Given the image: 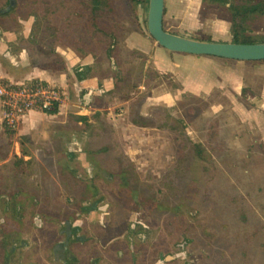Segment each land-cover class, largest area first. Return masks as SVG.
Returning a JSON list of instances; mask_svg holds the SVG:
<instances>
[{"label":"rangeland","instance_id":"obj_1","mask_svg":"<svg viewBox=\"0 0 264 264\" xmlns=\"http://www.w3.org/2000/svg\"><path fill=\"white\" fill-rule=\"evenodd\" d=\"M85 1L96 4L95 0ZM49 2L48 12L43 0H14L9 12L15 9L0 17V63L12 74L21 75L12 78L17 81L31 76L28 72L35 67L32 64L61 71V80L65 78L62 83L71 86L67 106L60 108L63 114L29 113L11 145L0 130V161H15L17 153L22 159L33 160L39 166L38 173L63 177L59 184L51 181L55 214L63 201L70 207L80 203L85 208L108 206L116 221L124 216L128 224L135 222L137 232L151 238L166 230L168 238L191 240L196 255L221 256L224 264H264V152L251 150L258 138L250 137L240 123L233 108L234 96L217 92L176 101L170 94L176 90L173 78L152 79L150 84L140 78L144 65L153 63L151 43L156 42L148 31L146 7L130 0L113 1L116 13L112 26L118 24L125 35L112 53L113 63H109L101 58L104 43L90 41L80 3ZM7 4L9 0H0V8ZM206 5L216 6L203 0L201 17L209 9ZM217 9L219 16L228 20L220 5ZM249 24L253 36H264V17L254 18ZM7 32L16 33L11 42L6 39L11 35ZM228 32L221 40L201 30H191L190 34L229 42L232 27ZM24 33L28 34L26 38ZM2 40L8 43L4 49ZM139 41L146 45L145 54L133 47ZM58 48L83 58L87 51L94 50V63L86 65L88 74H112L115 82L135 83L134 119L157 127L130 123L125 94H117L121 96L117 98L112 95L110 100L108 91L87 97V90H79L78 80L72 75L77 65L67 70ZM19 50L26 54L22 61H6L7 52ZM262 64L254 62L246 67ZM258 77L251 79L256 87L260 84ZM60 78L54 75L53 82ZM78 115L87 116L91 126L76 122ZM171 125H178L177 130L169 129ZM211 127L217 128L216 134L211 133ZM205 146L213 161L202 158L203 150L194 149ZM77 175H91V183L75 180ZM86 185L92 190L91 198L83 193Z\"/></svg>","mask_w":264,"mask_h":264},{"label":"flooded vegetation","instance_id":"obj_2","mask_svg":"<svg viewBox=\"0 0 264 264\" xmlns=\"http://www.w3.org/2000/svg\"><path fill=\"white\" fill-rule=\"evenodd\" d=\"M14 160L0 161V264H224L221 256L196 255L191 240L168 238L169 231L155 238L137 232L108 206L63 201L55 214L51 181L63 177L38 173L31 159ZM83 193L92 197L88 185Z\"/></svg>","mask_w":264,"mask_h":264},{"label":"crops","instance_id":"obj_3","mask_svg":"<svg viewBox=\"0 0 264 264\" xmlns=\"http://www.w3.org/2000/svg\"><path fill=\"white\" fill-rule=\"evenodd\" d=\"M201 6L202 0H165V13L163 20L165 29L177 34H184L188 37L191 30H201L206 34L213 35L216 38L218 37L219 40H221V37L227 36L229 33V27H232V25L230 21L219 16L217 6L210 5L206 7L209 9L206 11L204 17H201L200 15L201 12H204V10H201ZM27 24H29V22H27ZM9 34L11 35L6 39L11 42L12 39H15L14 36L16 33L13 32ZM27 36L28 34L24 33L23 37L26 38ZM1 42L2 49L7 47V42H4L3 40ZM229 42H232V38ZM151 44L153 67L161 73H169L174 82L180 85L179 88H176L175 86L176 90L170 93L171 98L180 101L182 97L184 98L185 96L208 97L217 92L230 98L234 96L233 108L240 123L246 128L250 137H257L264 140V64H262V66L250 68L249 66L246 67V65L252 64L250 62H244L247 64L243 66L240 64L243 62H237L238 60L225 61L212 56H195L185 53L171 52L156 42ZM144 46L146 45L141 41H139V43L135 42L133 45L134 49H138L139 47L142 54L147 52L144 49ZM58 49L57 53L62 51L66 59L67 70H71L77 65L76 69H74L75 72L72 71V75L78 80L77 83L79 85V90L84 92L87 90V97L90 95L98 96L102 94V92L108 91L109 95L107 96H109L108 98L110 100L109 91L114 89L115 85V78L113 75L111 74L110 77H98L93 73L92 75L88 74L87 67L84 69L87 64L94 63L95 60L92 54H85L86 57L84 58L75 57L72 53L64 51L61 48ZM5 57L8 58L6 61H11V63L15 64L17 61L20 62L21 58L23 59L26 57V54L24 53V50H19L18 53L11 51L7 52ZM25 59L30 58L27 57ZM32 66L35 67L28 72L31 76H25L23 78L39 77L45 80L54 81V75L60 78L59 74H62L59 70H44L42 66L35 64H32ZM0 69V74L6 78L12 79L13 77L18 78L21 76L14 75V73L12 74L10 70L2 67L1 63ZM77 70H79V74L77 73ZM32 72L35 73L31 74ZM36 73L41 74L37 75ZM254 76H259V87L254 86L253 82H251V79H253ZM62 79L65 80V78ZM63 80L60 78V80L56 82L62 83ZM63 83L69 88L71 87L69 83ZM244 88H247L245 96L242 94ZM117 97L121 96H114V98ZM124 100L129 103L130 107V101L126 99ZM215 102L217 103V101ZM246 102H251L253 104L248 105ZM66 106V103L63 104L61 109L63 107L65 109ZM219 106L220 104L218 107ZM60 114H63V112ZM23 126L24 123L22 124V127ZM0 130L4 132L3 136L5 137V134L11 133L4 131L1 125Z\"/></svg>","mask_w":264,"mask_h":264},{"label":"trees","instance_id":"obj_4","mask_svg":"<svg viewBox=\"0 0 264 264\" xmlns=\"http://www.w3.org/2000/svg\"><path fill=\"white\" fill-rule=\"evenodd\" d=\"M50 0H43L44 2V8L47 11L50 10ZM96 4L91 5L87 3L85 0H77L78 3L82 6L84 12L86 13V29L90 36L91 42H103L106 47L104 49L103 54L101 55V58H106L109 63L110 60L114 61V55L112 54L114 51H117V48L121 45L123 37H124V30L118 27V24L115 26H112L113 23V14L116 13V9L114 7V0H95ZM132 3L140 5L142 7H146V10L148 9V0H130ZM203 1V0H202ZM210 2H213V4H216V6L220 5V8H222V11H225V16L227 19L232 23V42L236 43H258V42H264V36H258V35H252L250 30V24L249 22L254 18H260L264 17V0H209ZM31 2V1H30ZM48 2V4H47ZM64 2V5H66V2ZM38 3V2H36ZM34 5L35 3H32ZM47 4V5H46ZM40 5H43V3H40ZM12 8V4H7L6 7ZM207 7L210 5H206ZM4 8V7H2ZM0 8V10L2 9ZM13 8L12 10H14ZM12 10L9 12L0 14V17H6L8 16ZM49 12V11H48ZM110 12H112L110 14ZM56 16H60L59 14L55 13ZM67 11L64 12V17L66 16ZM146 21H147V14H146ZM165 28V27H164ZM8 30V28H6ZM184 35V34H182ZM189 37L198 39V40H205V41H215L210 36L204 35L203 37H197L195 34H190ZM261 39V40H259ZM152 40H154L152 38ZM155 41V40H154ZM106 44V45H105ZM93 51V52H92ZM85 54H92L95 55L94 50L90 49V51H87ZM144 56V55H143ZM206 56V55H205ZM214 57V56H212ZM220 58V57H216ZM146 59V58H145ZM225 61H236L233 59H225L220 58ZM246 62H262L264 63V60L261 61H246ZM86 66L84 67V69ZM77 73L79 74V70H77ZM166 76L171 77L169 73H161L156 68L153 67L151 64L144 65V69L141 71L140 78L142 80H145L148 84L151 83L152 79H158L163 78ZM172 78V77H171ZM117 80L114 85V89L111 91V95L114 96H120L117 94H125L123 99L130 101V107H129V121L130 123L134 125H143L148 127H157L155 124H143L138 123L137 120L134 119L135 112H134V106L136 103L133 101V95L136 87H138L135 83H132L128 85V82L125 81H119ZM162 82V81H159ZM180 85L176 83V88H179ZM129 92V93H128ZM247 92V88H244L242 90V94L245 96V93ZM248 105H251L253 103H248ZM53 112H49L48 114H52ZM97 115H99L97 113ZM98 118V116H97ZM96 118V119H97ZM216 120V119H215ZM76 122H81L82 125H85L86 127L91 126L90 122L88 121L87 116L78 115L76 117ZM171 130H177L178 125H171L168 126ZM211 133L216 134L217 128L211 127ZM7 139L9 140L8 144L11 145V139L15 135L14 132L7 133ZM258 138L253 143V148L251 150H256L260 152H264V140ZM204 146V145H203ZM209 147V146H208ZM195 150H203L204 156L202 158L208 159L209 161L212 160V154H209L207 147L204 148H198L194 147ZM22 159V156L18 157L14 155V159ZM209 175H211V172H208ZM211 180V179H210Z\"/></svg>","mask_w":264,"mask_h":264},{"label":"built area","instance_id":"obj_5","mask_svg":"<svg viewBox=\"0 0 264 264\" xmlns=\"http://www.w3.org/2000/svg\"><path fill=\"white\" fill-rule=\"evenodd\" d=\"M70 93V88L60 82L39 77L17 81L0 74V125L4 131L16 134L31 112L60 113Z\"/></svg>","mask_w":264,"mask_h":264},{"label":"water","instance_id":"obj_6","mask_svg":"<svg viewBox=\"0 0 264 264\" xmlns=\"http://www.w3.org/2000/svg\"><path fill=\"white\" fill-rule=\"evenodd\" d=\"M14 5L13 1L10 0ZM9 7L0 13L9 11ZM165 0H148L147 27L157 44L168 51L195 56H214L238 61L264 60V42L236 43L205 41L167 31L164 28Z\"/></svg>","mask_w":264,"mask_h":264}]
</instances>
